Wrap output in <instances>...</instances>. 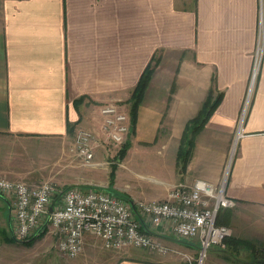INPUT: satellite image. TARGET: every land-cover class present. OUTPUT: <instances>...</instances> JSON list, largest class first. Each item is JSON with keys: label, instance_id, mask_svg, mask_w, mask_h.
<instances>
[{"label": "crops", "instance_id": "1", "mask_svg": "<svg viewBox=\"0 0 264 264\" xmlns=\"http://www.w3.org/2000/svg\"><path fill=\"white\" fill-rule=\"evenodd\" d=\"M148 65L133 134L141 148L168 160L158 162L164 176L149 179L161 185H138L151 192L143 199L165 200L178 183L223 184L236 204L232 235L238 222L257 221L258 230L242 226V236L264 249V0H0V139L48 144L59 160L72 131L98 130L102 106L119 105L130 116ZM210 93L222 99L194 134L182 170L180 141ZM104 153L96 151L97 166ZM3 156L0 149V178L7 179ZM92 184L82 183L105 187ZM144 221L154 238L172 244L166 226ZM1 243L0 264L9 263L11 246ZM214 249L203 264H246ZM121 254L114 264L180 263L142 249Z\"/></svg>", "mask_w": 264, "mask_h": 264}, {"label": "built area", "instance_id": "2", "mask_svg": "<svg viewBox=\"0 0 264 264\" xmlns=\"http://www.w3.org/2000/svg\"><path fill=\"white\" fill-rule=\"evenodd\" d=\"M260 50L258 46L253 76ZM99 113L98 130L76 128L73 134L70 152L87 168L97 166L94 159L98 149L108 145L121 147L130 135V116L121 106L107 104ZM0 194L14 199L11 236L15 241L43 230L50 216L46 226L55 248L68 259L80 255L89 236L114 251L135 248L160 256L178 254L172 244L154 238L144 220L152 226H166L178 241L196 242L200 262L211 248L223 246L226 238L232 236L229 227L216 222L221 211L233 208L235 202L225 195L223 184L215 188L203 180L174 185L162 201L123 198L102 187L72 185L59 190L50 181L31 188L24 182L3 178Z\"/></svg>", "mask_w": 264, "mask_h": 264}, {"label": "rangeland", "instance_id": "3", "mask_svg": "<svg viewBox=\"0 0 264 264\" xmlns=\"http://www.w3.org/2000/svg\"><path fill=\"white\" fill-rule=\"evenodd\" d=\"M73 134L74 131L70 133V138L63 144L65 155L59 160H56L49 152L50 147L48 144H41L33 139H5L2 137L0 139V149L4 154L2 176L11 181L24 182L31 188L36 187L41 182L50 181L56 184L59 190L72 186L73 181H78L73 185H82L83 181L89 180L93 184L105 186L102 188L107 189L111 186L113 192L124 195L128 199L143 201H149V199H143L144 193L151 195V192L140 188L138 185L153 187L162 184L160 180L155 182V180L149 179L164 176L163 172H159V168L162 166L160 167L158 162L164 159L163 162L166 163L168 160L167 154L155 156L152 149L145 150L141 148L142 146H139L140 144L135 140L134 134L129 135L128 141H130L131 148H129L125 159H121L118 153L122 146L116 148L108 145L102 148L105 153L98 160L100 166L91 168L84 167L80 160L70 152ZM45 151L48 153H43ZM94 162H97L96 158ZM111 173H113V176ZM137 195L142 198L137 199ZM162 200L164 199L158 201ZM13 206L14 199L12 197L0 194V254L2 253V240L5 246L6 244L11 246V249H7L4 253L5 257L10 259L9 263L4 260L3 264H114L121 258L123 250H110L100 240L89 236L80 255L75 259H68L56 250L48 226L28 239L15 241L11 236V229L14 224ZM231 209L221 211L218 218L220 225L229 226ZM258 224L257 221L238 222L239 235H232L231 238L241 243L231 247V245L224 242L223 246L214 249L215 252L223 260L244 262L246 264H264V249L259 247L253 239L242 236V226L257 231ZM166 236L169 243L175 244L172 246L178 254H171L177 258V261L179 260V264H203L206 260L207 257L200 262L198 252L190 244H182L169 233ZM186 242L197 244L191 241Z\"/></svg>", "mask_w": 264, "mask_h": 264}, {"label": "trees", "instance_id": "4", "mask_svg": "<svg viewBox=\"0 0 264 264\" xmlns=\"http://www.w3.org/2000/svg\"><path fill=\"white\" fill-rule=\"evenodd\" d=\"M152 70H153V67L151 65H148L147 68L145 69V71L142 73V75L139 79V82H138V84H137V86L133 92L131 110H130V122H131L130 134L134 133V125H135V121H136L137 107H138V105L142 99V95L146 89V86H147L148 81L150 79ZM221 99H222V94H219L217 97L213 98L211 93H210L208 95V98L204 102L202 108L199 110L198 114L196 115V117H194L187 124L185 132L183 134V137L180 141V147H179L178 156H177V162L181 166L182 170L185 168L187 161L189 159L190 150L192 149V146H193L194 134H196L199 130L202 129V127L204 126L206 121L209 119L210 115L213 113V111L216 109L217 105L220 103ZM129 147H130V143L127 140L125 142V144L122 145L120 151L118 152L119 157L121 159H123L127 150L129 149ZM111 174L113 176V173H111ZM110 187L111 186H109L107 188V190L111 191L115 195H118V196L123 197V198H127L124 195H121L115 191L113 192V190ZM220 214H219V216H220ZM219 216H218V218H219ZM218 218H217L216 223L221 224L220 221H218ZM231 237L232 236L227 237L225 240V242L228 243V245H231V247L237 245L238 243H241L239 241H235V239L231 238ZM180 242H182V244H184V245L190 244L191 246H193L194 249L199 248L198 244L189 243L186 241H180ZM185 264H188V263H185Z\"/></svg>", "mask_w": 264, "mask_h": 264}, {"label": "water", "instance_id": "5", "mask_svg": "<svg viewBox=\"0 0 264 264\" xmlns=\"http://www.w3.org/2000/svg\"><path fill=\"white\" fill-rule=\"evenodd\" d=\"M51 211H52V208L49 209V213H51ZM49 219H50V216L47 217L46 222H45L43 228H44L46 225H48V223H49ZM25 242L27 243L28 241H25Z\"/></svg>", "mask_w": 264, "mask_h": 264}]
</instances>
